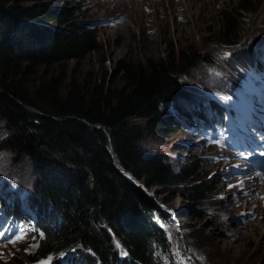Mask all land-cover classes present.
Returning <instances> with one entry per match:
<instances>
[{"label":"trees","instance_id":"16d2710c","mask_svg":"<svg viewBox=\"0 0 264 264\" xmlns=\"http://www.w3.org/2000/svg\"><path fill=\"white\" fill-rule=\"evenodd\" d=\"M70 1L0 0V151L32 162L37 180L29 204L46 215L37 214L30 262L58 260L69 250L74 264H176L160 214L125 171L146 187L181 186L193 202L208 196L198 161L176 164L142 141L164 126L177 130L176 117L189 119L191 111L210 128L225 123V111L212 101L210 118L199 106L187 108L197 97L178 76L209 56L179 45L163 58L118 62L110 74L82 80L72 74L65 82L62 71L49 69L78 63L99 46L89 24L73 21ZM239 9L224 14L226 44L241 41Z\"/></svg>","mask_w":264,"mask_h":264},{"label":"rangeland","instance_id":"374dc122","mask_svg":"<svg viewBox=\"0 0 264 264\" xmlns=\"http://www.w3.org/2000/svg\"><path fill=\"white\" fill-rule=\"evenodd\" d=\"M238 4L242 15L236 19V32L241 41L230 45L222 39L224 14L232 13ZM72 5L73 21L89 24L99 46L78 63L71 59L49 69L51 73L62 71L65 82L72 74L79 80L102 71L110 74L118 62L163 58L171 48L190 44L209 56L188 73L178 74L197 97L198 102H189L191 108L200 105L207 113V102L199 101L205 95L204 101L217 95L228 103L231 97L240 96L250 79L264 83L255 70V58L261 59L264 52V0H73ZM257 103L248 105L256 109ZM160 108V115L166 116L169 103ZM236 119L244 138L232 125L225 131L205 132L201 120L193 116L191 121L180 118L173 132L164 126L142 141L145 150L167 153L176 164L198 161L199 175L209 187L206 198L193 202L181 186L163 189L138 182L139 191L160 214L158 222L167 233L176 264H264V182L232 146L240 145L239 140L228 141L234 135L242 140H264V131L240 123V114ZM2 132L0 127V137ZM0 174L5 181L0 180V232L9 238L0 245V264H52L51 256L30 262L35 258L34 234L31 217L22 206L36 214L30 206L37 180L32 162L25 157L15 160L11 153L0 151ZM13 180L22 184V194L6 196ZM4 204L7 213L1 208ZM197 210L203 215L195 216ZM16 211L25 217L23 221L14 217ZM41 215L46 220L45 213ZM16 237L21 239L11 242Z\"/></svg>","mask_w":264,"mask_h":264},{"label":"bare ground","instance_id":"6f19581e","mask_svg":"<svg viewBox=\"0 0 264 264\" xmlns=\"http://www.w3.org/2000/svg\"><path fill=\"white\" fill-rule=\"evenodd\" d=\"M198 102V101H197ZM243 177V176H242ZM245 177V176H244ZM1 180V179H0ZM2 181V180H1ZM248 181V179H246V182ZM2 182H5V181H2ZM7 183H10V182H7ZM6 187V186H5ZM9 191H8V195L6 194V196H10L11 197V194H18L19 193V189H22V185H16V186H13L12 184H10L9 186ZM21 187V188H20ZM25 191V190H24ZM19 194H22V193H19ZM1 195V194H0ZM2 195H3V193H2ZM24 196H26L25 198H26V200H27V195H26V193L25 194H23ZM3 198V197H2ZM14 200V199H13ZM23 200V199H22ZM15 201V200H14ZM6 203V202H5ZM17 204V203H16ZM13 208L14 207H16L15 205L13 206V205H11ZM5 204L1 207L3 210L5 209ZM33 208H35L34 206H32ZM36 209V208H35ZM12 211H14L13 209H12Z\"/></svg>","mask_w":264,"mask_h":264},{"label":"water","instance_id":"95a60500","mask_svg":"<svg viewBox=\"0 0 264 264\" xmlns=\"http://www.w3.org/2000/svg\"><path fill=\"white\" fill-rule=\"evenodd\" d=\"M116 166H117V168H118L119 170L125 171V169L122 168L121 166H119L118 164H116ZM125 172L129 175V177H130L131 179H133V181H135V182L137 181V179L134 178L131 174H129V172H127V171H125ZM136 184L139 186L138 181H137Z\"/></svg>","mask_w":264,"mask_h":264},{"label":"snow or ice","instance_id":"6c2138e0","mask_svg":"<svg viewBox=\"0 0 264 264\" xmlns=\"http://www.w3.org/2000/svg\"><path fill=\"white\" fill-rule=\"evenodd\" d=\"M4 235V233L3 232H0V237H2ZM42 235V234H41ZM21 239V237H16V239L15 240H13V241H11V242H13V243H15L17 240H20ZM124 255H127V253H123ZM42 264H43V262H42Z\"/></svg>","mask_w":264,"mask_h":264}]
</instances>
